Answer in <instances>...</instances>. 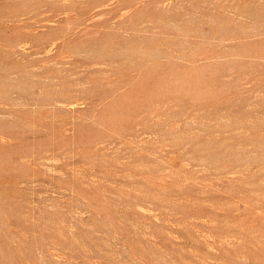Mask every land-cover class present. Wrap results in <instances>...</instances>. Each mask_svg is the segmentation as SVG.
<instances>
[{"label":"rangeland","instance_id":"rangeland-1","mask_svg":"<svg viewBox=\"0 0 264 264\" xmlns=\"http://www.w3.org/2000/svg\"><path fill=\"white\" fill-rule=\"evenodd\" d=\"M0 264H264V0H0Z\"/></svg>","mask_w":264,"mask_h":264}]
</instances>
